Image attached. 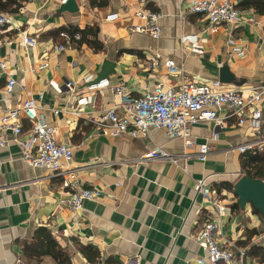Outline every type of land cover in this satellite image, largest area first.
<instances>
[{
  "label": "crops",
  "instance_id": "obj_1",
  "mask_svg": "<svg viewBox=\"0 0 264 264\" xmlns=\"http://www.w3.org/2000/svg\"><path fill=\"white\" fill-rule=\"evenodd\" d=\"M228 1L240 12L241 22L233 27L213 28L205 15L188 12L191 0H74L72 10L63 8L66 1L27 0L5 11L12 22L0 26V62L6 63L0 68V117L28 96H41L39 115L57 143L71 146L65 166L72 172L58 175L29 166L20 144L6 132L0 153V264H57L49 255L38 263L22 257L24 242L39 227L69 253L72 264H197L203 250L195 238L213 210L195 190L198 179L225 207L216 238L234 253L230 264H264V216L250 202L240 206L233 192L243 174L264 181V99L259 122L251 108L234 114L222 105L213 108L220 124H190L186 139L170 138L155 127L145 137L105 135L95 127L103 111L119 104L113 87L120 85L137 97L159 82L166 89L219 80L243 98L264 85V13ZM137 9L160 14L158 38L129 29L142 22L133 16ZM87 26L95 27L88 39L96 40L98 49L79 38L57 49L67 45L60 32L72 36L60 28ZM19 31L36 39L32 48H24ZM167 59L180 71L169 73ZM8 78L15 80L11 91ZM101 81L107 84L97 85ZM21 122L18 137L25 139L31 122L23 116ZM205 143L209 152L200 160ZM244 143L252 147L239 152ZM154 146L186 155L176 162L139 160ZM64 180L98 188L102 195L72 211L59 202L72 190L62 186ZM86 247L99 258L87 259Z\"/></svg>",
  "mask_w": 264,
  "mask_h": 264
},
{
  "label": "built area",
  "instance_id": "obj_2",
  "mask_svg": "<svg viewBox=\"0 0 264 264\" xmlns=\"http://www.w3.org/2000/svg\"><path fill=\"white\" fill-rule=\"evenodd\" d=\"M64 3L66 0H60ZM188 12L205 15L210 25L215 28L220 24L235 26L241 22L240 12L234 4L228 0H191ZM133 16L140 21L129 27L133 32L145 33L153 38H158L161 29L158 23L160 14L156 11L137 9ZM11 14L0 10V26H10ZM24 48H32L36 39L29 36L25 31H19ZM60 36L66 39L67 45L60 44L58 50L69 46V41L78 39L79 34L72 36L62 31ZM165 67L171 74H176L180 69L172 59L164 62ZM44 64L39 65L42 68ZM0 68L5 69L6 63L0 62ZM15 80L8 78L6 87L11 91ZM107 82H98L103 86ZM68 89H72L71 81L65 82ZM162 83L147 88L137 97L130 96L120 86L113 87V92L119 94V104L103 111L96 120V129L102 134L118 136L128 134L131 137L147 136L150 127L162 129L170 138L186 139L189 135V125L199 121L211 120L220 124L213 108L225 105L234 114H241L247 108H251V117L259 122L262 116V101L264 99V85L253 87L247 97L243 98L236 90L226 89L221 86L219 80L210 83L184 82L178 87L163 88ZM41 96H28L15 108L7 110L0 117V153L6 144L5 134L11 131L15 140L22 147L23 161L32 167L48 169L53 174L64 175L72 172L67 164L72 158L71 146L59 144L54 136V130L39 115ZM21 116L31 122L30 132L25 139H19L22 130ZM242 120H240L241 122ZM215 136V135H213ZM251 143L237 146L239 152L251 148ZM209 152L208 145H200L198 158L204 160ZM186 154H181L184 157ZM171 154L159 146L149 148L142 156L141 161L168 160L176 162L180 157ZM1 166V161H0ZM62 186L71 188L67 197L60 199V204L75 211L81 208L85 200L97 199L102 195L98 188H78L73 182L64 180ZM196 192H201L213 205L209 219L202 225L196 235V242L203 250V254L196 258L197 264H219L225 262L230 264L235 255L232 251L221 248L218 244L216 233L221 228V217L224 205L217 199L210 197L209 188L203 179L195 183Z\"/></svg>",
  "mask_w": 264,
  "mask_h": 264
},
{
  "label": "trees",
  "instance_id": "obj_3",
  "mask_svg": "<svg viewBox=\"0 0 264 264\" xmlns=\"http://www.w3.org/2000/svg\"><path fill=\"white\" fill-rule=\"evenodd\" d=\"M23 1L27 0H0V10L2 11H14L21 5ZM238 6L242 8L254 7L258 11L264 13V0H240ZM60 30H66L72 35L74 32H79L80 37L77 40L78 43L87 42L95 49H98L100 45L96 40H89L88 35L95 36V27L87 26L84 29L77 27H62ZM251 177H256V174L249 172ZM86 247L83 250L87 259H97L99 258L98 253L95 251L92 255H89L86 250ZM44 255L51 256L57 264H72L70 255L67 251L60 246L57 241L51 236L50 232L45 227H39L33 233V236L30 241H25L22 247V257L25 261H31L32 259L35 262H39Z\"/></svg>",
  "mask_w": 264,
  "mask_h": 264
},
{
  "label": "water",
  "instance_id": "obj_4",
  "mask_svg": "<svg viewBox=\"0 0 264 264\" xmlns=\"http://www.w3.org/2000/svg\"><path fill=\"white\" fill-rule=\"evenodd\" d=\"M73 6L75 9L74 0H66L63 8L68 9ZM71 9V10H72ZM233 192L238 197L240 206H244L246 202H250L264 216V181L252 178L246 174L241 175L233 185Z\"/></svg>",
  "mask_w": 264,
  "mask_h": 264
}]
</instances>
